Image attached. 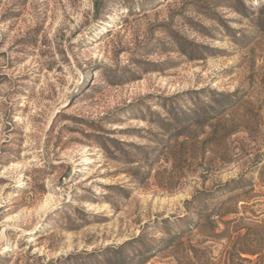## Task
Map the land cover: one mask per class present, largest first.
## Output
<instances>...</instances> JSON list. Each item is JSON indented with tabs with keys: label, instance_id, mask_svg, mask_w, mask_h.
Here are the masks:
<instances>
[{
	"label": "rangeland",
	"instance_id": "374dc122",
	"mask_svg": "<svg viewBox=\"0 0 264 264\" xmlns=\"http://www.w3.org/2000/svg\"><path fill=\"white\" fill-rule=\"evenodd\" d=\"M253 214L264 0H0V264H227Z\"/></svg>",
	"mask_w": 264,
	"mask_h": 264
},
{
	"label": "trees",
	"instance_id": "16d2710c",
	"mask_svg": "<svg viewBox=\"0 0 264 264\" xmlns=\"http://www.w3.org/2000/svg\"><path fill=\"white\" fill-rule=\"evenodd\" d=\"M210 216L212 213L207 216L208 221L211 220ZM242 219L243 217H236L223 221L228 227L219 232L218 225L211 226L209 236L215 241L227 238L228 244L224 249L227 264H264V218L253 214L251 217L253 225L248 227L241 226ZM243 228L246 231L241 233Z\"/></svg>",
	"mask_w": 264,
	"mask_h": 264
}]
</instances>
